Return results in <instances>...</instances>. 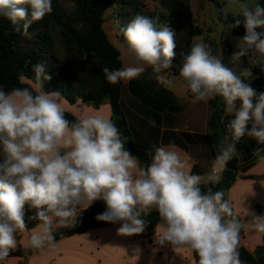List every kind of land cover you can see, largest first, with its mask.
I'll return each instance as SVG.
<instances>
[{"label": "clouds", "instance_id": "obj_1", "mask_svg": "<svg viewBox=\"0 0 264 264\" xmlns=\"http://www.w3.org/2000/svg\"><path fill=\"white\" fill-rule=\"evenodd\" d=\"M233 2L246 34L231 58L239 61L248 56L250 63L264 67V32L256 31L264 28V6L253 0ZM52 11V0H0V16L15 25L16 31H21L22 23L25 35L34 22ZM240 24L237 19L229 28ZM122 33L137 66L104 67L110 84L138 78L144 65L158 74L174 67L176 31L169 24L137 14ZM182 56L178 79L193 102L219 97L224 113L221 122L232 117L206 180L186 170L172 142L156 147L150 164L142 166L125 148L128 138L110 117L88 113L67 119L61 93L44 90L52 78L46 61L32 66L34 82L29 87L5 91L0 85V264H5L19 245L18 237L25 233H29L25 252L54 251L56 231L74 228L82 211L97 200H103L106 210L96 220L120 223L117 235L143 233L145 218L155 210L159 214L154 229L157 245L174 252L191 251L198 264H246L240 258L241 231L251 227L264 233V216L246 209L252 219L243 222L225 192L208 185L219 182V174L236 156V145L245 136L259 145L253 155L264 165V93L257 95L244 83L251 75L248 70L237 74L203 42L193 43ZM158 78L172 82L163 75ZM24 79L21 75L20 80ZM26 206L34 210L28 219L37 221L31 229L25 222ZM139 254L137 247L131 256L138 260Z\"/></svg>", "mask_w": 264, "mask_h": 264}, {"label": "trees", "instance_id": "obj_2", "mask_svg": "<svg viewBox=\"0 0 264 264\" xmlns=\"http://www.w3.org/2000/svg\"><path fill=\"white\" fill-rule=\"evenodd\" d=\"M206 1L214 5L215 13L221 18L222 12L218 10L222 9V5L219 0ZM257 2L264 6V0ZM52 7L53 11L50 14L29 27L28 35L23 33L22 23L19 25L21 31H16L15 25L7 18L0 16V85L5 91L16 87H29L34 82L32 66L46 61L47 72L52 77L44 84L46 92L58 91L71 103L78 99L93 106H100L105 102L110 103L112 120L122 136L128 138L125 148L131 155L139 158L142 166L150 164L151 156L136 146L121 106L122 82L110 84L102 71L104 67L110 70L121 68L119 51L109 40L103 27L105 14L109 10H113V14L116 13L121 32L127 27L130 19L137 14L153 18L158 24H169L176 31L177 46L174 49L176 55L172 62L174 67L171 68L176 76L179 74V65L182 63V53L187 55L193 39L203 35L202 28L191 23L190 14L181 15L179 13L182 12L181 9L188 8L180 0L161 1V7L170 13H165L159 8L148 9L143 0H52ZM238 19L241 20V24L235 28V32L244 36L246 30L243 19L240 16ZM228 48V44L222 46L223 62L229 57ZM255 73L257 78L254 86L259 95L264 93V67L257 66ZM21 75L25 77L23 81L20 80ZM211 106L213 108L209 122L211 133L206 139L217 152L223 134H225L224 122H221L224 115L222 99L219 97L212 99ZM65 115L70 121L77 118L68 111ZM235 180V172L225 169L221 181L208 186H212L214 191L223 190L226 195ZM105 210L104 203L91 204L82 211L74 228L56 231V240L60 241L93 228L111 225L112 223L97 221L95 218ZM32 215H34V210L26 206L25 222L29 229L35 227L37 223V221L28 219ZM145 219L147 228L144 232L149 236L159 222V214L158 212L148 214ZM239 250L240 258L246 264H264V244L256 250L255 255L249 253L242 242ZM37 253L39 252H25L24 247L20 246L13 250L9 257L28 258ZM194 257L198 264V257L195 253Z\"/></svg>", "mask_w": 264, "mask_h": 264}, {"label": "crops", "instance_id": "obj_3", "mask_svg": "<svg viewBox=\"0 0 264 264\" xmlns=\"http://www.w3.org/2000/svg\"><path fill=\"white\" fill-rule=\"evenodd\" d=\"M103 27L109 40L119 51L121 68L137 66L134 57L127 51V42L119 29L116 16L106 13ZM144 68L145 71L138 78L121 81V106L136 146L152 156L156 147L167 146L172 142L177 146L186 170L199 174L206 180L217 154L206 139L211 133L209 122L213 111L212 99L193 102L192 94L171 69L158 74L151 66L144 65ZM161 75L172 82L164 83L158 78ZM64 100L66 111L76 117L99 113L112 119V108L108 102L93 106L82 99L74 103L65 98ZM231 118L224 119L225 134V125ZM236 147L237 154L233 158L237 159L236 180L225 199L230 201L235 213L246 223L252 219V216H246V209L255 216H264V165H259L253 155V149L259 147L254 139L245 136ZM224 171L225 169L222 170L219 182ZM96 202L104 203L103 200L93 203ZM155 212L157 211L153 210L149 214ZM120 226V223H112L66 237L58 241V244L72 239L80 242L71 249L51 255L43 264H196L191 251L174 252L168 246L157 245L154 231L149 236L145 232L120 236L117 235ZM28 235L29 233H25L18 237V247H24L23 240ZM241 242L249 253L255 255L256 250L264 244V233L246 227L241 231ZM137 247L140 249L138 260L131 256ZM40 254L42 253L34 255ZM33 256L9 257L5 264H23L32 260Z\"/></svg>", "mask_w": 264, "mask_h": 264}, {"label": "rangeland", "instance_id": "obj_4", "mask_svg": "<svg viewBox=\"0 0 264 264\" xmlns=\"http://www.w3.org/2000/svg\"><path fill=\"white\" fill-rule=\"evenodd\" d=\"M162 0H143L144 5L148 9H158L167 12L161 7ZM183 4L187 5V9H181L179 13L181 15L190 14V21L193 25L201 27L203 30V35L198 36L193 39V43L203 42L208 45V48L212 55H219L220 59H223L222 46L225 44L229 45V57L224 63L230 67L234 72L240 74L244 70L250 72V76L244 79V83L249 84L254 90V81L257 78L255 73V68L260 65H254L250 63L249 57H241L239 61H234L231 57L234 53L238 52L237 47L238 41L243 37L235 32V28H229L230 25L234 24L239 16L234 13L238 10V5L233 2V0H219L222 5V16L221 18L215 13L214 5L206 0H180ZM258 0H253L257 2ZM117 10V9H116ZM113 10H109L107 13H111L112 17L116 15L113 14ZM115 12V11H114ZM225 15V16H224ZM178 14L175 16L177 19ZM257 32H264V28L256 29ZM80 241L76 239L63 240L57 245L54 251H45L40 255H34L32 260L24 262L23 264H43L44 260L49 258L51 255L64 252L65 250L71 249L78 245ZM27 238L23 240V244L26 245ZM13 259V258H11Z\"/></svg>", "mask_w": 264, "mask_h": 264}, {"label": "water", "instance_id": "obj_5", "mask_svg": "<svg viewBox=\"0 0 264 264\" xmlns=\"http://www.w3.org/2000/svg\"><path fill=\"white\" fill-rule=\"evenodd\" d=\"M230 171L233 172H237L238 168H237V159H232L230 160L227 164H226V168Z\"/></svg>", "mask_w": 264, "mask_h": 264}, {"label": "built area", "instance_id": "obj_6", "mask_svg": "<svg viewBox=\"0 0 264 264\" xmlns=\"http://www.w3.org/2000/svg\"><path fill=\"white\" fill-rule=\"evenodd\" d=\"M221 174H222V171H221V173L219 175L221 176Z\"/></svg>", "mask_w": 264, "mask_h": 264}]
</instances>
